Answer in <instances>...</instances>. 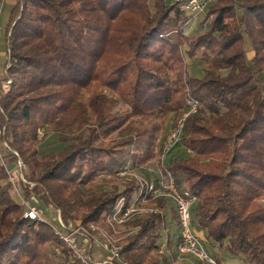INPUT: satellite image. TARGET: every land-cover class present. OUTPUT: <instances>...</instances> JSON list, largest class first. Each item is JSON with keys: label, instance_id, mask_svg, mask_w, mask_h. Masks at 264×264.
Segmentation results:
<instances>
[{"label": "trees", "instance_id": "trees-1", "mask_svg": "<svg viewBox=\"0 0 264 264\" xmlns=\"http://www.w3.org/2000/svg\"><path fill=\"white\" fill-rule=\"evenodd\" d=\"M150 2L14 1L3 27L5 149L27 166L39 202L65 222L101 223L134 184L106 190L93 183L96 176L152 160L165 119L174 114L176 121L196 102L180 141L190 154L171 156L164 169L196 196L191 223L237 257L229 264H264V0H215L208 29L190 38L177 2ZM199 50L200 77L185 62ZM118 104L125 109L114 110ZM41 128L57 134L61 151L39 153ZM166 200H151L161 211L134 222L120 250L127 264H171L179 220ZM24 212L0 161V264H79L43 218Z\"/></svg>", "mask_w": 264, "mask_h": 264}, {"label": "rangeland", "instance_id": "rangeland-1", "mask_svg": "<svg viewBox=\"0 0 264 264\" xmlns=\"http://www.w3.org/2000/svg\"><path fill=\"white\" fill-rule=\"evenodd\" d=\"M15 0H1L0 2V84L5 87L6 82L3 80V73H4V66H5V60H6V43H5V35L3 31L4 24L6 22L8 11L11 7V5L14 3ZM152 2V0H150ZM166 2H177L179 9L184 11L187 16V20L185 21V24L183 26L184 34L187 37H192L198 33H201L202 31L208 29L212 19L214 18L215 14L211 7L214 5L215 0H196L198 3V7L196 9L186 8L184 5L188 3L189 0H164ZM150 2V4H151ZM244 50L246 59L249 62L250 58L253 54L249 40L247 37L244 38ZM185 62L187 66V71L190 75L193 76H202L205 71V63L201 59V50L197 52V56L193 59H190L188 57H185ZM125 105L118 104L114 110L121 111L125 109ZM175 123L174 114H170L165 121L163 122L162 129L158 133V139L159 144L163 142L167 134L170 132V130L173 128ZM2 133L0 130V161L6 166V168H15L16 164L18 162H21V170L23 172V175L26 179V182L23 183L21 188L20 194L14 190V187L11 185V193L14 197L17 198V201L23 206L24 211L27 210L28 205H35L38 207V209L41 211V216L47 222L53 229L54 234L58 237L59 240L62 241V243L70 249L75 259L78 261L79 264L81 263V260L77 258V256L74 254L73 250L64 242L61 235H70L71 237L75 238V241L82 245V243L86 244V261H88L91 264H120L121 262H127L120 256V259L110 263L106 262L104 263L103 260L106 259V257L109 255V251H119L122 248V245L124 243V240L129 237L132 233H134L137 230V227L134 226V222L137 219L146 217V215L150 213H158L161 211L158 205H151L150 201L153 200L150 198L144 205H142V208L138 211H143V207H154L157 211L156 212H134L130 217L126 218L122 223L114 224L113 227L110 226L108 222V213L104 217V221L101 223L87 220L83 221L81 216H77L72 220H69L68 222H65L59 214V211L56 210L53 207H47L41 202L38 201V196L33 192L30 191L31 187L34 185L32 181L28 180L26 177L27 173V166L23 163V161L19 158V155L12 151L11 149L6 148V143L2 140L1 137ZM115 134H112V136ZM57 134L53 133L50 130L47 129H39L38 130V141H37V147L40 154H46L48 152H59L62 150L64 144L60 142L57 138ZM7 153H12L10 156L6 155ZM190 154L189 151L183 146L182 143H178L175 145L172 150L169 152V156H167L164 159V164H166V160H169L171 156H177V157H184L186 155ZM14 157V158H13ZM161 170L165 172L164 166L162 168L161 162L158 159V154L155 156L152 160L147 162L146 164L140 165V166H133L130 163H127L124 165V167L120 170V172L116 174H99L96 176V178L93 180V183H102L101 186L103 189L109 190L111 187H116L117 190L123 189V182L133 183L134 189L130 195L129 198L122 195L118 197L116 200V203L119 201L120 198H123L125 202H131L134 197L139 193L140 189L142 188V185L140 184V181L144 178L149 177H157V175H160ZM8 178V176H7ZM102 179L110 180L107 182H103ZM24 186H27L26 192L24 191ZM23 190V191H22ZM192 193V192H191ZM162 198V197H160ZM156 199V198H154ZM166 199V198H163ZM167 204L169 203L171 205H174L170 200H166ZM197 201V200H196ZM195 201V202H196ZM115 203V204H116ZM262 203H264V199L262 200ZM115 206V205H114ZM141 207V206H140ZM114 208V207H113ZM111 209V211L113 210ZM60 219V221H59ZM61 223L63 226H61ZM197 234L199 235V238L201 240V243L204 247V249L212 255V258L220 257L222 261H226L227 264L229 263H238V259L236 256L231 255L229 253H226L223 249V247H220L219 245H211L205 238L204 232L202 230L196 229ZM172 232H175V229H172ZM180 233V230H179ZM179 242V241H178ZM94 243H98L99 247H95ZM164 242L158 247L159 253L165 252ZM108 248V250L106 249ZM54 251L59 253L60 249L59 247H55ZM88 257V258H87ZM171 264H216L215 263H209L201 260L200 258L194 256V255H178L177 250L173 256V258L170 261ZM241 263V262H240Z\"/></svg>", "mask_w": 264, "mask_h": 264}, {"label": "built area", "instance_id": "built-area-1", "mask_svg": "<svg viewBox=\"0 0 264 264\" xmlns=\"http://www.w3.org/2000/svg\"><path fill=\"white\" fill-rule=\"evenodd\" d=\"M196 0H189L184 7L196 9L200 8ZM1 32V28H0ZM196 109V102H192L187 110L183 111L180 117L175 121L173 128L167 134L162 142V149L158 153V159L161 162L162 168L164 166V159L168 156V153L172 148L180 143L182 136L183 121L185 118ZM159 140V139H158ZM21 162H18L15 168H6L8 179L10 180L14 190L20 194L23 183L26 179L21 170ZM120 172V171H119ZM142 188L139 193L134 197L131 202H125L123 198L115 204L113 210L108 215V222L111 227L114 224L122 223L126 218L130 217L134 212H156L157 210L152 207H143V211H138L142 208L148 200L154 198H166L170 200L176 209L179 220L180 239L176 246L178 255H194L201 260L209 263H215L212 258L204 249L199 235L196 229L191 223V208L196 201V196L185 188H178L173 176L168 172L161 170L160 175L157 177H149L140 181ZM23 191V190H22ZM141 206V207H140ZM25 217L31 219H42L41 211L35 205H28L27 210L24 212ZM60 221V219H59ZM61 222V221H60ZM61 226L63 224L61 223ZM64 242L73 250L74 254L81 260L82 264H91L86 261V244H78L75 238L70 235H61ZM94 246L99 247L98 243H94ZM108 250V248H106ZM86 251V252H85ZM109 255L103 260L104 263H113L120 259L119 251H109ZM88 258V257H87ZM121 260V259H120ZM96 264V263H95ZM120 264H126L121 262Z\"/></svg>", "mask_w": 264, "mask_h": 264}]
</instances>
